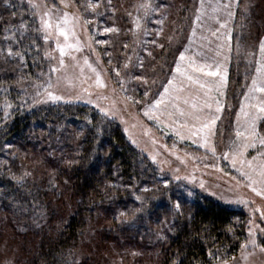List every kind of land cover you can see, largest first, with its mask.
<instances>
[{
	"label": "rangeland",
	"instance_id": "1",
	"mask_svg": "<svg viewBox=\"0 0 264 264\" xmlns=\"http://www.w3.org/2000/svg\"><path fill=\"white\" fill-rule=\"evenodd\" d=\"M16 1L20 2L19 10L23 14L26 12L22 28L25 35L26 29H32L28 0ZM49 2L63 7L59 5V0ZM87 2L76 0V7L70 5L67 9L81 43L80 51L69 50L76 60L66 55L65 67H61L58 63L59 51H52L55 42L45 44L42 38L37 39L40 43V47L34 45L37 63L33 69L22 71L16 82L9 83V87L18 94L14 102L16 107L27 112L58 104L84 105L93 109L105 120L116 122L127 140L159 169L160 175L155 177L154 186L141 189L139 194L133 192L130 200L116 214L121 234L130 246L115 249L114 256H108L107 264H154L152 252L157 250L156 244L168 241L169 236L175 234V214L188 219L192 217L197 194L206 195L245 214L246 221L242 220V216L234 220L236 226L242 222L246 224L243 243L248 237V222L253 217V209L264 211V196L257 195L248 187L249 181L237 171L241 167L239 162L236 167L231 164V156L246 139H255L256 145L244 149L243 157H238V160L252 161L255 156L257 159L253 164L256 166L264 160V156L258 155L264 152L259 145V138H264V118L257 119L256 135L252 137L245 124L246 117L241 112V104H244L245 111L255 113L250 105L264 98V94L260 93H249L248 99L244 95L251 85L252 76L256 75L257 63H264L259 50V43L264 39V22H258V15L261 14V20L264 19L260 0H236L239 6L232 7L235 15L231 19L227 15L229 9L223 7L229 0H203V7L202 0H191L187 9L189 17L184 24L180 15L185 7L183 0H151L153 10L147 16L139 7L144 0H111L110 3L109 0H91L98 5L95 10H85ZM181 4L180 11L176 13V7ZM198 15L199 20L196 19ZM76 17L79 19L76 20ZM225 22L226 27L221 28L220 25ZM106 28L115 31L106 32ZM217 29L219 32L212 35ZM28 34L27 37H32L31 33ZM37 35L34 33V36ZM60 40L63 42V37ZM69 42L75 43L74 38L69 37ZM219 45L224 47L219 49L221 54L217 56ZM46 51L57 59L46 57ZM181 52L198 61L207 57L208 64L215 58L222 63L226 73L224 86L209 93L213 102L212 111H215L216 100L223 107L215 125L217 135L209 137V144L205 146H202L204 141L201 136H190L187 129L180 126L185 118L179 112L190 107L184 103L188 93H180L179 100L165 95L163 104L154 106V101L161 99L160 94L164 86H168V80L178 76L175 67ZM85 58L91 68L84 63ZM52 67L58 70L52 72ZM97 76L100 83H97ZM206 79L218 81L220 78ZM47 81L52 84L49 91L60 99L33 103L37 91L44 93V88H37V85ZM196 94L198 102H201L203 91ZM41 98H44L43 95ZM6 104L10 106L5 107ZM13 106L7 101H0L4 118ZM101 107L109 114L101 112ZM258 115L264 117V114ZM237 131L242 135L237 137ZM181 136L184 138L181 139ZM211 147H215L214 154ZM224 153L229 154V159H224ZM244 170L251 171L247 163ZM251 174L254 179H259L257 172ZM254 187L259 189L264 185L257 183ZM137 196L141 199L137 200ZM238 198L247 201L248 206L235 203ZM176 203L180 204L179 211L174 207ZM4 217L0 214V264L6 261L26 264L25 253L10 235V228L5 227ZM255 218L256 223L264 227L260 211L255 212ZM256 238L258 246H247L246 260L241 259L242 250L239 247L229 259V264H264V239L259 232ZM88 254V247H81L75 255L74 264H82Z\"/></svg>",
	"mask_w": 264,
	"mask_h": 264
},
{
	"label": "trees",
	"instance_id": "2",
	"mask_svg": "<svg viewBox=\"0 0 264 264\" xmlns=\"http://www.w3.org/2000/svg\"><path fill=\"white\" fill-rule=\"evenodd\" d=\"M18 3L0 0V101L14 105L7 118L0 109L3 223L26 254V264H74L83 246L89 254L82 264H107L115 249L130 246L116 214L133 192L153 187L160 171L116 122L87 106L58 104L32 112L16 107L18 94L9 83L38 61L34 32L26 29L21 35L26 12ZM183 3L182 24L191 0ZM260 4L264 11V0ZM35 45L40 47L38 40ZM9 49L23 59L9 56ZM195 198L192 217L175 214V234L156 244L154 264H209L210 250L219 249L228 260L239 250L246 224L236 226L234 220L242 216L246 221L245 214L206 195Z\"/></svg>",
	"mask_w": 264,
	"mask_h": 264
},
{
	"label": "snow or ice",
	"instance_id": "3",
	"mask_svg": "<svg viewBox=\"0 0 264 264\" xmlns=\"http://www.w3.org/2000/svg\"><path fill=\"white\" fill-rule=\"evenodd\" d=\"M111 0H109V3ZM5 4H9V0H4ZM58 6L56 3H50L49 0H28V9L31 16L32 24V32L38 34L34 36L32 39V43L35 45L37 39H43L45 44H48L50 41L55 42V48L52 51H59V59L58 63L61 67H65V56L71 57L72 60H76V57L73 55L72 51L81 50V43L79 37L76 36V32L74 31V24L70 20V13L67 11L68 7L71 5L72 7H76V0H59ZM239 6L236 0H229V3L223 5L224 8L229 9L227 15L229 19H231L235 13L231 11L233 6ZM98 5L92 3L91 0H88L85 10L93 9ZM144 9V14L147 16L150 10H153V5L151 0H144V2L139 6ZM201 7H203V0L201 3ZM216 9H213L215 11ZM199 11V9H198ZM76 20L79 18L76 17ZM197 20L200 19L198 15L196 17ZM226 23H222L220 25L221 28L226 27ZM24 27L23 22L21 23V28ZM139 27V24H137ZM106 32L115 31L113 28H106ZM219 32V29L216 32H213L212 35H216ZM23 35V32H21ZM60 37H63V42H61ZM69 37L74 38L75 43L69 42ZM219 38V37H218ZM231 38L230 36L228 37ZM38 47V45H37ZM224 47V45H219L217 47L216 55L219 56L221 53L219 49ZM259 50L264 57V39H262L259 43ZM9 56H19L23 59V54L20 52H13L11 49L8 50ZM45 56L50 59H57V57L52 56L50 52H45ZM228 57H225L227 59ZM207 57L201 58V61L189 56L186 57L184 52L180 53L179 62L176 63L175 72L178 76H174L172 79L168 80V86H164V91L160 94L161 99H156L154 101V106H159L163 104V97L165 95H171L175 100L181 99L180 93H188V96L184 97V103L189 105V109L186 111L181 110L179 112L181 117H184V122L180 125L182 128L187 129L190 136H201L204 144L202 146L209 144V137L217 135L215 131L216 121L220 119L218 113L221 111L223 105L219 100L215 101V111H212L213 102L209 97V93L215 88L219 91L222 88L226 81V73L223 72L222 63L215 58L212 59V63H207ZM84 63L88 65L89 68L92 67L91 64H88L87 58L84 59ZM215 69V70H213ZM58 69L56 67H52L50 71L55 72ZM95 71V69H93ZM256 75L252 76L251 85L248 87V92L245 93V99L249 98V93H260L264 94V63H257V67L255 69ZM119 75V73H117ZM219 76L218 81H211L206 79V77H217ZM140 79V77H137ZM97 83H100L99 76H97ZM199 86L198 89L194 88V86ZM44 88V93L42 94L40 91H37L35 97L33 99V103H44L46 100H58L60 97L56 96L49 89L52 87L50 81L45 82V84L37 85V88ZM203 91L204 99L201 102H198V95ZM43 95L44 98H41ZM145 96L148 95L147 92L144 93ZM10 105H5V107H9ZM251 108L255 109V113H250L245 111L244 104H241V112L246 117L245 124L248 125L249 135L255 137L256 135V121L260 117L258 114H264V98L260 99L257 104L250 105ZM101 112H104L105 115L109 113L103 108H100ZM8 115V113H5ZM171 116V113H169ZM191 121V123H190ZM237 137L241 136L242 133L240 131L236 132ZM184 137L181 136V139ZM195 143V141H193ZM233 143H235L233 141ZM256 140H245L240 148H238L233 155L231 156V164L233 167H236L237 163L241 165L240 168H237V171L240 172V175L249 181L248 187L252 188L253 192H256L257 195L264 196V187L257 188L254 187L255 184L259 183L264 185V160H261L258 166L253 164V161L257 159V157H253L252 161H245L244 159H239L238 157H243L244 149L249 147H255ZM259 145L264 148V138H259ZM210 150L215 153V147H211ZM259 156H264V152L258 153ZM224 159H229V154H223ZM155 159V157H153ZM247 163L248 169L251 171H245L244 165ZM252 172H257L259 179H254L252 176ZM179 179V177H177ZM203 186V185H202ZM147 191V189H145ZM137 200H140L141 197L137 196ZM235 203L244 204L248 206V202L238 198ZM175 209L179 211L180 204L176 203L174 205ZM140 209H137L139 211ZM260 211V220L264 222V211L259 209H253V217L249 220V228H248V237L245 239L243 243H241V259H247L246 249L249 244L252 245L253 248L258 246L257 242V232L260 233L261 239H264V227H261L260 224L256 223L255 212ZM123 215V213H121ZM208 255L212 258L209 261V264H229V260L226 257H222L219 254V249L215 252L209 251ZM5 264H12L10 261H6Z\"/></svg>",
	"mask_w": 264,
	"mask_h": 264
}]
</instances>
